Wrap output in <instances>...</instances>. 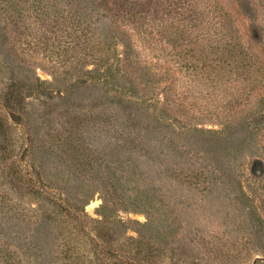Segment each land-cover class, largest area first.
Instances as JSON below:
<instances>
[{
	"label": "rangeland",
	"instance_id": "374dc122",
	"mask_svg": "<svg viewBox=\"0 0 264 264\" xmlns=\"http://www.w3.org/2000/svg\"><path fill=\"white\" fill-rule=\"evenodd\" d=\"M220 1L223 19L238 28L240 42L264 59V14L257 2L262 0ZM63 10L70 12L57 6L59 16L54 19L55 8L46 4L44 9H35L31 0H0V264L6 251L13 256V264H33L40 255L34 247L36 236L43 229L49 232L48 237L56 232L53 224H40L37 213L30 210L38 204L27 181L35 178L32 164L40 168L39 163L45 161L57 181L88 183L96 179L98 183L106 178L88 173L68 175L65 171L66 167L89 170L97 156L107 160L108 133L102 130L94 134L81 120L86 117L93 122L114 113L106 92L110 83L97 87L79 82L101 77V71L87 73L94 68L91 62L62 73V62L75 55L65 46ZM254 27L260 30L255 35L251 31ZM72 29L70 25L66 30ZM133 40L141 59L163 75L159 86L167 90L170 106L160 107V113L183 128L197 129L207 142L196 146L191 136L176 139L175 146L186 145L190 154L174 160L189 170L203 168L217 157L226 177L210 184L190 177L158 183L153 231L142 227L147 220L144 211L122 209L128 207L117 200L108 201L109 211L100 210L104 195L92 189L84 204H79L81 211L69 209L68 221L75 218L82 222L63 232L72 251L62 250L53 261L60 249L46 239L44 264H264V180L257 186L252 184L249 170L256 157L264 159V95L257 92L240 111L242 100L249 90L254 92V85L238 96L240 86L233 78L227 80L208 67L211 55L187 51L172 38L169 45L160 40L148 42L134 33ZM8 93L13 96L10 102L20 107L13 115L6 107ZM254 115L263 119L255 123L260 126L255 135L238 138L231 134ZM220 133L224 134L219 140L209 144ZM198 150L205 154L191 156ZM260 171L264 174V165ZM255 172H259L256 167ZM247 186L257 193L247 194ZM241 189L247 200H240ZM236 197L238 204L233 201ZM102 214L109 218L107 226L96 223ZM138 232L146 239L152 237L155 247H142L135 257L134 251L129 254L134 246L127 237L138 238Z\"/></svg>",
	"mask_w": 264,
	"mask_h": 264
},
{
	"label": "trees",
	"instance_id": "16d2710c",
	"mask_svg": "<svg viewBox=\"0 0 264 264\" xmlns=\"http://www.w3.org/2000/svg\"><path fill=\"white\" fill-rule=\"evenodd\" d=\"M31 2L35 9H44L45 4L49 8H55L52 16L54 19L59 16L56 13L57 6L70 10L66 11V14L63 10L61 17L66 29L70 25L73 26L72 32L65 29V38L68 40L65 46L69 48L68 50L73 49L75 55L62 62L65 71L62 73L67 74L68 69L82 68L91 62L94 68L87 70V73L97 74L101 71V77L81 79L79 82L84 85L91 83L97 87L110 83L106 92L109 94L108 105L114 113L112 117L92 119L93 122L86 117L81 120L82 126L90 125L94 134H100L102 130L108 133L110 147L107 160L103 162L101 157H95L89 170L71 171V168H65L68 175L88 173L93 177L105 176V180L98 183H95L96 179L94 182L88 180V183L86 180L57 181L53 180L50 173L52 169L45 161L39 163L40 168L33 164L30 166L35 180L28 178L27 181L31 195H36L38 202L36 207H31L30 210L37 213L40 224H53L56 231L53 237H48L49 232L43 229L35 238L34 247L40 255L33 264H44L46 239L51 242L50 246L60 249L55 252L53 261L58 260L62 250L72 251L71 242L67 244L64 242L63 232L66 229H75L82 222L76 221L75 218L68 221L69 209L81 211L79 204H84L88 199L85 197H88L92 189L104 195L100 210L109 211L108 201L117 200L122 207L123 205L128 207L122 209L144 211L147 220L142 227L147 231H153L155 228L153 205L157 200L158 183L163 185L165 181L172 182L175 178L190 177L210 184L226 177V170L219 164L217 157L211 158L203 168L193 167L189 170L174 160L175 156L190 154L186 145L175 146L176 139L191 136L189 138L196 146L200 143L206 145L207 142L201 138L202 134H198L197 129L183 128L171 122L167 114L160 113V107L170 106L167 90H161L159 86L163 75L155 70V65L141 59L138 45L133 40L134 33L148 42L160 40L163 44H169L168 39L172 38L173 43L180 41L187 51H202L211 55L213 59L209 60L208 67L227 80L233 78L234 83L240 86L238 96L254 85V92L249 90L246 98L242 100L240 111L246 103L252 101L257 92L264 95V59L240 42L241 34L238 28L234 23L223 19L220 0H31ZM257 2L258 8L264 14V0ZM45 14L50 17L49 12ZM252 19L254 20V16ZM251 31L252 34L254 31V35L257 31L260 32L259 27H254ZM261 32L264 34L263 30ZM252 38L255 41V36ZM247 50L249 54L246 53ZM37 79L41 84L44 83ZM12 98L11 93L6 94L5 99L8 103L6 107L11 115L15 108L20 109L17 104L10 102ZM255 117L254 115L246 119L234 128L231 134L238 138L255 135L260 127L255 123L263 120L262 116L258 119ZM1 129L0 123V131ZM222 134L224 133L212 137L211 142L206 140L209 144H214ZM203 153L205 154L204 150H198L191 156L199 158ZM263 165L264 159L259 157L250 164V180L252 184L256 183V186L264 180V174L260 171ZM255 167L258 168V173L255 172ZM17 173L20 175V171ZM246 191L249 195L257 193L255 188L249 186ZM239 197L240 200L241 198L247 200L242 189L239 191ZM233 201L238 204L239 198L236 197ZM100 216L101 220L96 223L107 226L108 216L103 214ZM28 218L31 220L32 217ZM107 230L109 231L108 228ZM146 238L140 232L138 238L127 237L134 246V250L130 249L129 254L134 251V256L137 257L142 247L153 249L155 241L152 237ZM61 258L60 256V260ZM12 259L13 256L6 251L1 264H11Z\"/></svg>",
	"mask_w": 264,
	"mask_h": 264
}]
</instances>
